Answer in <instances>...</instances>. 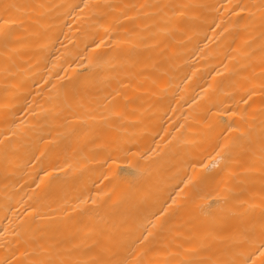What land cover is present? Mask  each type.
<instances>
[{
  "label": "bare ground",
  "instance_id": "1",
  "mask_svg": "<svg viewBox=\"0 0 264 264\" xmlns=\"http://www.w3.org/2000/svg\"><path fill=\"white\" fill-rule=\"evenodd\" d=\"M0 264H264V0H0Z\"/></svg>",
  "mask_w": 264,
  "mask_h": 264
}]
</instances>
